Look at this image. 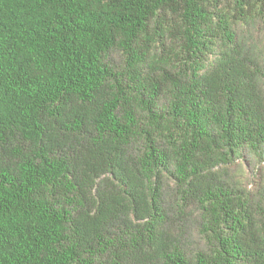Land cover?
<instances>
[{"label": "trees", "instance_id": "16d2710c", "mask_svg": "<svg viewBox=\"0 0 264 264\" xmlns=\"http://www.w3.org/2000/svg\"><path fill=\"white\" fill-rule=\"evenodd\" d=\"M263 36L264 0H0V264H264L230 171L264 162Z\"/></svg>", "mask_w": 264, "mask_h": 264}, {"label": "rangeland", "instance_id": "374dc122", "mask_svg": "<svg viewBox=\"0 0 264 264\" xmlns=\"http://www.w3.org/2000/svg\"><path fill=\"white\" fill-rule=\"evenodd\" d=\"M110 59L116 66L122 64V57L117 52L112 53ZM230 171L236 185L246 191L253 193L259 186L261 187L264 184V162H259L257 158L248 152H244L243 157L236 161L235 166ZM194 223L195 221H192L188 227V235L185 239V249L188 254H193L197 250L205 248V241L197 232Z\"/></svg>", "mask_w": 264, "mask_h": 264}]
</instances>
